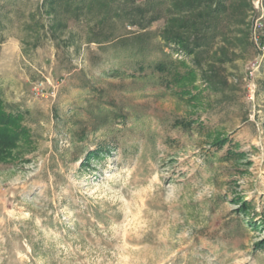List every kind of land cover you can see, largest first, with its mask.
Instances as JSON below:
<instances>
[{
  "label": "rangeland",
  "instance_id": "rangeland-1",
  "mask_svg": "<svg viewBox=\"0 0 264 264\" xmlns=\"http://www.w3.org/2000/svg\"><path fill=\"white\" fill-rule=\"evenodd\" d=\"M170 6L0 0V264H264V0Z\"/></svg>",
  "mask_w": 264,
  "mask_h": 264
},
{
  "label": "trees",
  "instance_id": "trees-1",
  "mask_svg": "<svg viewBox=\"0 0 264 264\" xmlns=\"http://www.w3.org/2000/svg\"><path fill=\"white\" fill-rule=\"evenodd\" d=\"M141 0H130L134 6H138ZM180 0H170L171 9L173 10V15L168 14L170 19L167 23L171 22L172 26H169L162 34V38L165 42H173L175 45L180 47L181 49H185L188 55H192L194 50L199 49V45L197 43H193L191 46L187 45L188 38L183 35V33L197 34L195 24H191L190 26H185V22L179 21L178 14V2ZM192 1V0H188ZM204 4V3H203ZM193 8L190 4L184 9ZM202 8L207 9L208 6H203ZM183 13V12H182ZM140 16L151 17V11H140ZM153 21L149 18L148 22L144 24H151ZM178 23L180 25L176 26ZM190 28L191 31L188 30ZM189 31V32H188ZM181 32V33H179ZM165 67L163 65H157L154 68V71H157V80L160 79L161 74L164 72ZM154 73V72H153ZM21 116L19 114H13L8 112L5 109V105L0 98V163H7L12 161L14 158L13 151L17 148L20 142H24L27 137V131L21 127L20 124Z\"/></svg>",
  "mask_w": 264,
  "mask_h": 264
},
{
  "label": "built area",
  "instance_id": "built-area-1",
  "mask_svg": "<svg viewBox=\"0 0 264 264\" xmlns=\"http://www.w3.org/2000/svg\"><path fill=\"white\" fill-rule=\"evenodd\" d=\"M264 49V48H263Z\"/></svg>",
  "mask_w": 264,
  "mask_h": 264
}]
</instances>
